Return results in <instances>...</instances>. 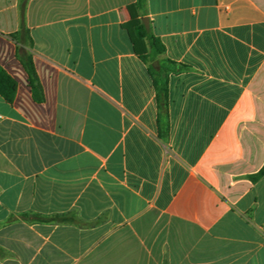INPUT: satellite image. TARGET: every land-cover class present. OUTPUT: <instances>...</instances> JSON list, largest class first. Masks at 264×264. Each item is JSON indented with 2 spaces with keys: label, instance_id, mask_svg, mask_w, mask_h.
<instances>
[{
  "label": "crops",
  "instance_id": "0c3cea01",
  "mask_svg": "<svg viewBox=\"0 0 264 264\" xmlns=\"http://www.w3.org/2000/svg\"><path fill=\"white\" fill-rule=\"evenodd\" d=\"M136 2L0 0L17 82L0 95V264H264V0ZM143 17L178 64L167 138Z\"/></svg>",
  "mask_w": 264,
  "mask_h": 264
},
{
  "label": "trees",
  "instance_id": "16d2710c",
  "mask_svg": "<svg viewBox=\"0 0 264 264\" xmlns=\"http://www.w3.org/2000/svg\"><path fill=\"white\" fill-rule=\"evenodd\" d=\"M147 0H137L136 8L144 16L147 6ZM132 34L134 40L140 46V57L149 65V72L152 76L155 90L157 92V102L159 109V134L161 138H167L169 135V75L177 71V63L167 59L160 58L165 54L166 48L162 40L153 32L147 29L141 18L132 22ZM18 41V57L28 72L31 80L34 97L38 101L43 100L42 87L35 69L33 55L25 49V46L31 45V38L27 28L22 25L18 34L12 35ZM17 91V82L0 67V95L8 102L14 101ZM264 177V167L251 178L257 182ZM42 221H68L66 216L56 215L51 218L36 217Z\"/></svg>",
  "mask_w": 264,
  "mask_h": 264
},
{
  "label": "water",
  "instance_id": "95a60500",
  "mask_svg": "<svg viewBox=\"0 0 264 264\" xmlns=\"http://www.w3.org/2000/svg\"><path fill=\"white\" fill-rule=\"evenodd\" d=\"M143 22L145 23V26L147 29H150V21L148 17H143L142 18Z\"/></svg>",
  "mask_w": 264,
  "mask_h": 264
}]
</instances>
